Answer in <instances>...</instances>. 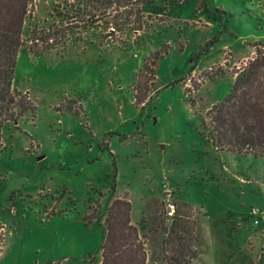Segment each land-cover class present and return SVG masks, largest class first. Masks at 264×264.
Wrapping results in <instances>:
<instances>
[{"label":"rangeland","instance_id":"374dc122","mask_svg":"<svg viewBox=\"0 0 264 264\" xmlns=\"http://www.w3.org/2000/svg\"><path fill=\"white\" fill-rule=\"evenodd\" d=\"M54 4L35 2L25 38L51 23ZM216 8L225 15L214 17ZM134 9L112 37L100 25L60 55V47L43 56L21 47L14 86L34 109L3 131L0 264H101L102 227L85 217H102L116 197L130 200L134 224L161 202L169 215L173 203H189L195 264H264V221L251 218L264 207V158L218 149L203 125L256 56L252 44L264 43V0ZM139 77L145 105L134 102ZM147 248V264H156Z\"/></svg>","mask_w":264,"mask_h":264},{"label":"trees","instance_id":"16d2710c","mask_svg":"<svg viewBox=\"0 0 264 264\" xmlns=\"http://www.w3.org/2000/svg\"><path fill=\"white\" fill-rule=\"evenodd\" d=\"M36 1L0 0V162L5 149L4 129L10 123L18 124L34 109L28 94L14 86L21 47L28 45L34 56L49 54L60 47L55 52L60 55L72 38L81 42L79 35L83 31L100 25L108 32L106 38L112 37L119 25L131 24L129 17L138 13L134 12L135 5L148 6L156 0H142L143 4L139 0H54L49 14L51 23L35 26L25 38V23ZM214 14V17L225 15V11L216 8ZM137 30H141V25ZM252 47L256 49V56L234 72L230 93L207 110L203 125L208 130L207 139L218 149L264 158V43L258 41ZM155 59L151 60L149 68L154 77ZM139 81L140 77L134 89V102L145 105V96L139 94ZM112 192H115L114 186ZM189 205L186 201L175 202L172 204L175 209L169 215L171 211L161 202L154 213L148 208L142 222L134 224L130 200L116 197L107 204L102 217L90 221L86 215L88 223L96 221L103 230L101 264H147L150 259L147 245L152 246L151 259L156 264H195L199 238L197 221Z\"/></svg>","mask_w":264,"mask_h":264},{"label":"built area","instance_id":"2783aa9c","mask_svg":"<svg viewBox=\"0 0 264 264\" xmlns=\"http://www.w3.org/2000/svg\"><path fill=\"white\" fill-rule=\"evenodd\" d=\"M251 218H252L253 224L255 226H258L260 223H262L264 221V207H262V208H257V207L252 208L251 209ZM262 231H264V229H262Z\"/></svg>","mask_w":264,"mask_h":264},{"label":"crops","instance_id":"0c3cea01","mask_svg":"<svg viewBox=\"0 0 264 264\" xmlns=\"http://www.w3.org/2000/svg\"><path fill=\"white\" fill-rule=\"evenodd\" d=\"M210 21H211V18H210L209 22H207L206 25H209V26H215V25H213L212 22H210ZM262 43H263V42H262ZM252 55H253V52H252L247 58H245V59H243V60H247L248 58H251Z\"/></svg>","mask_w":264,"mask_h":264}]
</instances>
